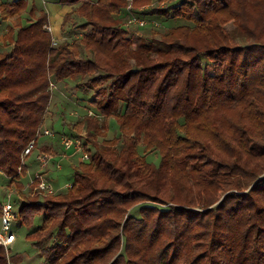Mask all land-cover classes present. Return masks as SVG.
<instances>
[{"label": "trees", "instance_id": "trees-1", "mask_svg": "<svg viewBox=\"0 0 264 264\" xmlns=\"http://www.w3.org/2000/svg\"><path fill=\"white\" fill-rule=\"evenodd\" d=\"M58 2L74 7L62 28L81 18L80 39L54 47L41 10L10 27L11 48L0 51V172L9 186L23 187L24 152L38 146L51 83L91 98L93 115L71 127L86 133L89 160L52 200L19 207L27 227L44 214L27 236L43 264H264V0ZM130 2L134 15L173 26L160 41L136 43L121 18ZM28 8L0 3L1 19ZM109 119L119 127L113 139ZM21 261L0 244V264Z\"/></svg>", "mask_w": 264, "mask_h": 264}, {"label": "rangeland", "instance_id": "rangeland-1", "mask_svg": "<svg viewBox=\"0 0 264 264\" xmlns=\"http://www.w3.org/2000/svg\"><path fill=\"white\" fill-rule=\"evenodd\" d=\"M14 0H0V3L11 2ZM57 2V0H28L29 8L24 12L19 18H11L7 21L0 20V51L8 50L9 47L4 42V36L7 34L10 27H17L18 25L28 26L31 22L40 15L41 10L46 11V6L49 2ZM160 0H152L155 5H158ZM132 6L130 2L129 6ZM32 7H35L36 11L32 16L30 10ZM133 7V6H132ZM74 10V7L64 6L62 12L58 16L59 22L62 24L64 21V16L68 12ZM75 13V12H74ZM145 15L146 12H143V9L139 11ZM143 16V15H141ZM122 22L126 27H129L132 34L135 36L136 43L140 42V38H147L151 40L152 38L155 41H160L159 33H162L167 28L173 26L170 22H163L162 19L156 21L155 17L150 15H145L143 19L148 21L146 27H140L139 25H130L129 19L131 18V13L124 11L122 15ZM156 19V20H154ZM162 20V21H161ZM153 21H156L159 25L156 26ZM58 22V23H59ZM82 22L81 18L75 13L72 15L71 20L66 23L65 28H61L59 34H57L58 44L54 47H57L62 41L69 40L73 41L74 39H80L83 31L80 28H75ZM49 26V27H48ZM51 27V29H50ZM227 30L231 32L235 37H237L238 42H241L239 33L235 28L234 24H229L226 26ZM44 29L52 34L53 40L56 39L53 36V26L47 24L44 26ZM55 84V87L52 89L53 97L50 102L48 111L45 117V129L51 132L50 136H42L38 141V146L32 154L26 159V168L27 174H24L21 177V182L23 187L17 188L15 185L9 186L10 179H8L2 172H0V203L4 204L5 202L10 201L15 207V213L18 214L19 207L23 204L24 201L37 199L39 201L52 200L54 196H46L50 194H43L37 192L30 186L31 180L34 179V175L40 170L44 174V177L49 183L53 186L52 194H59L61 191L65 190L66 182H73V172L74 168L83 161V153H76V157L72 160L69 157L73 156L74 150L67 149L64 146V141L66 138H86V133L82 131V134L78 135L71 131V127L77 121H80L86 115L90 114V96L83 93L82 90H79L74 84ZM107 131L105 135L108 139H113L119 135V127L114 119H109L106 122ZM52 150L51 153L54 156L53 160L49 163L46 168L40 167L38 157L42 154H48L47 149ZM73 152V153H72ZM140 153L144 154V148L140 147ZM70 160L67 163V160ZM88 161V160H86ZM148 161L158 164L159 156L157 153H152L148 156ZM58 165L60 167H58ZM67 165L69 168H67ZM41 168V169H40ZM61 170V172H59ZM59 172V173H58ZM62 176L61 184L54 186L52 180H55L56 177ZM50 179H52L50 181ZM72 184V183H71ZM20 191V193H19ZM135 215H139L138 207L134 210ZM44 214L40 213L36 215L33 225L27 227L22 223L20 216H16L13 220L12 232L16 235L17 241L14 244L12 250L10 251V257L18 255L22 259L19 263L11 264H43V258L40 256L37 249H35L31 242L27 239L28 234L36 231L43 223Z\"/></svg>", "mask_w": 264, "mask_h": 264}, {"label": "built area", "instance_id": "built-area-1", "mask_svg": "<svg viewBox=\"0 0 264 264\" xmlns=\"http://www.w3.org/2000/svg\"><path fill=\"white\" fill-rule=\"evenodd\" d=\"M128 12L131 13L132 6L128 7ZM1 20V15H0ZM153 23L158 26L159 24L156 21ZM129 24L131 25H139L140 27H146L148 21L143 19L142 17L136 16L131 13V18L129 19ZM49 27V26H48ZM51 29V27H50ZM58 42L53 40V46L57 45ZM55 87L54 83H51V90ZM90 115H93L90 112ZM51 132L45 129L43 126L39 132L37 133V138H41L42 136H50ZM64 146L67 149H74L76 153H83V161L89 160V154L86 152L84 148V142L81 138H66L64 141ZM34 143H32L24 152V156L31 155L34 151ZM54 156L52 154H42L38 157L40 167L46 168L49 163L53 160ZM58 167H60L58 165ZM41 169V168H40ZM34 190L37 192H41L43 194H52L53 186L51 183L47 181L44 177V174L40 172V170L34 175V179L31 180L30 186H34ZM17 214L15 213L14 205L8 201L2 204V214L0 215V244L4 246L7 251L8 257L10 258V251L12 250L14 244L17 241L16 235L12 232L13 220L16 218Z\"/></svg>", "mask_w": 264, "mask_h": 264}, {"label": "crops", "instance_id": "crops-1", "mask_svg": "<svg viewBox=\"0 0 264 264\" xmlns=\"http://www.w3.org/2000/svg\"><path fill=\"white\" fill-rule=\"evenodd\" d=\"M28 1V0H27ZM46 8V12L48 13V15H49V24H51L52 26H53V36H54V38L57 36V34H59V32H60V30H61V28H62V24L59 22L60 20H58V16H59V14L62 12V9L64 8V6L63 5H61L59 2H58V0H57V2L55 1V2H49L48 4H47V6L45 7ZM68 14V12L65 14V16ZM64 16V17H65ZM59 22V23H58ZM62 23H63V21H62ZM57 33V34H56ZM55 40H57V37H56V39ZM72 150H74V149H72ZM73 153V152H72ZM77 155H76V153H75V151H74V154H73V156H71V157H69V159L70 160H72V159H74L75 157H76ZM67 160V163H69L70 162V160ZM67 168H69L67 165H65ZM59 172H61V170L59 171ZM58 172V173H59ZM62 176H58V177H56V179L55 180H52V179H50V181L52 180V182H53V185L54 186H58V184H61V182H62ZM71 183H72V181L71 182H66V184H65V186H67V187H69L70 185H71ZM66 187V188H67Z\"/></svg>", "mask_w": 264, "mask_h": 264}]
</instances>
